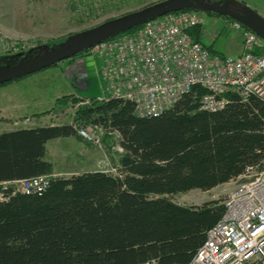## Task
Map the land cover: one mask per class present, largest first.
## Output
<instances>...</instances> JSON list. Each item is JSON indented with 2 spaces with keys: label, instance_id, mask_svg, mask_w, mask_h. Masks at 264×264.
<instances>
[{
  "label": "trees",
  "instance_id": "1",
  "mask_svg": "<svg viewBox=\"0 0 264 264\" xmlns=\"http://www.w3.org/2000/svg\"><path fill=\"white\" fill-rule=\"evenodd\" d=\"M195 27L190 34L200 40ZM205 92L192 87L156 117L136 115L130 101L90 99L76 122L117 133L115 173L51 176L45 143L77 135L72 124L1 132L0 181L51 178L39 193L0 203V264L188 262L224 205H180L170 196L210 190L264 162V101L227 92L229 102L210 112L199 109Z\"/></svg>",
  "mask_w": 264,
  "mask_h": 264
},
{
  "label": "built area",
  "instance_id": "2",
  "mask_svg": "<svg viewBox=\"0 0 264 264\" xmlns=\"http://www.w3.org/2000/svg\"><path fill=\"white\" fill-rule=\"evenodd\" d=\"M199 23L197 11L181 10L91 46L87 57L100 79L98 99L130 101L138 116L161 114L194 86L206 90L200 110L222 109L229 102L227 92L238 93L242 100L255 95L264 101V40L233 21L241 32L242 50L236 57L225 56L190 34ZM76 132L100 147L99 135L90 126L80 124ZM50 178L38 175L0 182V203L17 192L39 193ZM232 180L235 185L222 202L223 215L190 260L177 264H264V162L261 168L247 166Z\"/></svg>",
  "mask_w": 264,
  "mask_h": 264
},
{
  "label": "rangeland",
  "instance_id": "3",
  "mask_svg": "<svg viewBox=\"0 0 264 264\" xmlns=\"http://www.w3.org/2000/svg\"><path fill=\"white\" fill-rule=\"evenodd\" d=\"M160 1L162 0H0V66L30 58L54 47L74 33ZM208 1L223 4L224 0ZM228 1L235 4L234 8L236 5H247L264 17V0ZM197 14L200 23L193 32L197 34L200 27V41L210 47L212 52L229 57L237 56L241 32L232 26V22L236 20L214 11L199 10ZM88 53V49L81 51L50 67L0 84V105L4 104L10 110H15L18 106L20 113H44L47 117L40 119L43 122L49 120L72 124L75 128L80 124L90 126L99 135L100 148L107 155L106 166L100 168L93 158L79 156L81 144L66 137L61 141H51L48 145V157L55 169H104L106 172L115 173L121 152L117 133L105 131L96 125L78 123L75 119L78 110L88 105L91 99L79 95L72 84L78 73L85 72V58ZM71 66L75 67L72 72L67 71ZM1 119L9 121L7 117H0ZM234 185L235 180H230L210 190L193 189L177 193L170 196V199L180 205L199 206L210 200L223 202Z\"/></svg>",
  "mask_w": 264,
  "mask_h": 264
},
{
  "label": "water",
  "instance_id": "4",
  "mask_svg": "<svg viewBox=\"0 0 264 264\" xmlns=\"http://www.w3.org/2000/svg\"><path fill=\"white\" fill-rule=\"evenodd\" d=\"M227 5V0L223 4L213 3L208 0H162L139 10L107 20L90 29L74 33L54 47L30 58L12 65L0 66V84L50 67L62 60L73 57L81 51L89 49L100 41L135 28L153 18L180 10L214 11L228 15L254 31L264 40L263 16L244 4L238 6L235 10L228 9ZM74 68V66H71L67 71ZM85 72L83 81L88 85V88L83 92L77 89V93L91 99L99 97V81L95 74L93 61L89 57L85 58ZM72 81H76L77 85L81 82L78 76Z\"/></svg>",
  "mask_w": 264,
  "mask_h": 264
},
{
  "label": "crops",
  "instance_id": "5",
  "mask_svg": "<svg viewBox=\"0 0 264 264\" xmlns=\"http://www.w3.org/2000/svg\"><path fill=\"white\" fill-rule=\"evenodd\" d=\"M242 47H241V41L239 45V53L237 56L241 53ZM236 57V56H235ZM100 88V87H99ZM14 109V108H13ZM10 110L5 107V105H0V112H2L0 117L2 118H9V121H4L5 119L0 120V133L4 131L14 130V129H22V128H36L40 126H48V125H60L59 122H53V121H45L43 122V117H47L44 113H36V114H28L27 112L20 113V108L18 106L15 107V110ZM5 115V116H3ZM9 115V116H8ZM11 119V120H10ZM63 137L53 138L49 139L45 143V160L49 161L52 164L53 170L51 176L53 177H64L63 175H72V174H78L86 171H80V170H66V169H55L51 159L48 157V145L51 143V141H61ZM65 138V137H64ZM66 139L71 140H77L81 144L80 154L79 156H83L86 158L94 159L97 162V165L101 168L103 166H106L107 164V155L103 149H101L99 146L89 145V143L85 142L83 139H81L78 135L75 136H69L66 137ZM74 140V141H75ZM96 171V170H95ZM99 171H105L104 169Z\"/></svg>",
  "mask_w": 264,
  "mask_h": 264
},
{
  "label": "flooded vegetation",
  "instance_id": "6",
  "mask_svg": "<svg viewBox=\"0 0 264 264\" xmlns=\"http://www.w3.org/2000/svg\"><path fill=\"white\" fill-rule=\"evenodd\" d=\"M224 1H223V3H224ZM233 6H235V4H230L229 1H228L227 8L230 9V10H235L238 7V5H236L237 6L236 8H234ZM72 70L73 69H69L70 72H72ZM78 71H81V69H79ZM85 73L86 72L77 74L79 79L81 80V82L78 85H77L76 81H74V82L72 81V84L74 85L76 91H77V89H80V91L83 92V91H86V89L88 88V85L83 81V79L85 78L84 77ZM95 74H96V72H95ZM96 76H97V74H96Z\"/></svg>",
  "mask_w": 264,
  "mask_h": 264
},
{
  "label": "bare ground",
  "instance_id": "7",
  "mask_svg": "<svg viewBox=\"0 0 264 264\" xmlns=\"http://www.w3.org/2000/svg\"><path fill=\"white\" fill-rule=\"evenodd\" d=\"M169 13H172V12H169ZM169 13H167V14H169ZM166 15V14H165ZM195 27V26H194ZM199 42H201L200 40H198ZM202 43V42H201ZM203 44V43H202ZM203 46H205L204 44H203ZM98 80H100L99 78H98ZM99 87H100V83H99ZM238 94V93H237ZM182 96V95H181ZM133 104V103H132ZM133 106H134V104H133ZM205 111V110H204ZM134 112H135V110H134ZM164 112V111H163ZM162 112V113H163ZM210 112H213V111H210ZM156 113V111H154V114ZM136 114V113H135ZM137 115V114H136ZM160 114H157V115H151V116H140V117H156V116H159ZM24 179V178H23ZM235 179V178H234ZM18 180V179H17ZM12 181V180H11ZM0 182H8V181H0ZM2 185V184H1ZM3 187V186H2ZM17 193H20V192H17ZM16 194V193H15ZM14 195V194H13ZM225 211V210H224Z\"/></svg>",
  "mask_w": 264,
  "mask_h": 264
}]
</instances>
